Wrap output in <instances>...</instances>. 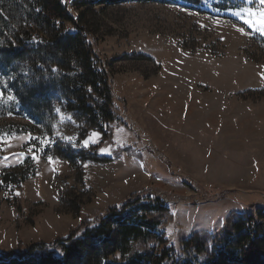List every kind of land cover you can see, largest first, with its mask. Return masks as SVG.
I'll use <instances>...</instances> for the list:
<instances>
[{"label": "rangeland", "instance_id": "rangeland-1", "mask_svg": "<svg viewBox=\"0 0 264 264\" xmlns=\"http://www.w3.org/2000/svg\"><path fill=\"white\" fill-rule=\"evenodd\" d=\"M177 1L124 5L95 47L114 76L111 137L61 108L45 125L0 111V179L24 180H0V252L68 236L140 192L169 205L163 231L174 246L264 206V3ZM3 108L21 110L0 91ZM61 143L95 159L73 169L55 155Z\"/></svg>", "mask_w": 264, "mask_h": 264}, {"label": "trees", "instance_id": "trees-1", "mask_svg": "<svg viewBox=\"0 0 264 264\" xmlns=\"http://www.w3.org/2000/svg\"><path fill=\"white\" fill-rule=\"evenodd\" d=\"M71 1L74 14L62 0H0V91L3 98L12 93L21 109L0 111L45 125L61 108L85 131L111 137L118 121L114 76L97 60L96 45L111 36L113 13L124 5L180 2ZM184 1L191 7L205 0ZM54 147L73 169L95 159L62 143ZM18 176L4 173L0 180L20 187L24 180ZM168 221L174 216L165 200L152 193L132 194L122 206L83 220L68 236L0 252V264H264V206L230 215L219 234L194 232L178 246L169 245L163 231Z\"/></svg>", "mask_w": 264, "mask_h": 264}, {"label": "snow or ice", "instance_id": "snow-or-ice-1", "mask_svg": "<svg viewBox=\"0 0 264 264\" xmlns=\"http://www.w3.org/2000/svg\"><path fill=\"white\" fill-rule=\"evenodd\" d=\"M262 3H264V0H262ZM245 11H247V10H245ZM238 15H239V13H238ZM247 22V21H246ZM241 31H242V29H241Z\"/></svg>", "mask_w": 264, "mask_h": 264}]
</instances>
